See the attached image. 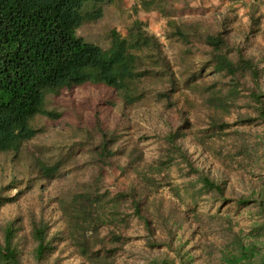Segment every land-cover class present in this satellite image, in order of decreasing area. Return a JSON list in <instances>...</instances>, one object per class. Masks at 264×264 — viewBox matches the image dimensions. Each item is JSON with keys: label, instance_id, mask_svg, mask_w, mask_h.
Masks as SVG:
<instances>
[{"label": "rangeland", "instance_id": "rangeland-1", "mask_svg": "<svg viewBox=\"0 0 264 264\" xmlns=\"http://www.w3.org/2000/svg\"><path fill=\"white\" fill-rule=\"evenodd\" d=\"M192 1L165 0L162 14L143 10L141 0H114L99 20L77 29L86 41L107 48L111 29L125 37L132 21L141 20L170 60L177 89L167 102L156 99L150 84L144 98L131 106L103 84L85 83L46 96L44 108L57 116L36 115L33 133L19 153H0V194L13 199L0 207V243L2 227L13 223L22 264H89L70 243L58 240L36 261L31 228L42 220L50 227L49 237L61 230L56 198L102 164L106 189L112 195L137 191L148 222L132 215L130 199H124L122 207L130 213L126 238L109 246L117 247L109 264H154L166 256L182 263L176 252L186 264H221L216 260L218 244L232 232L261 240L264 251V235L252 230L264 212V114L247 90L255 81L245 75L233 82L209 65L204 44L182 45L166 37V23L174 18L197 22L200 31L222 29L229 45L257 65V82L264 91V0H208L213 2L208 14L194 4L187 5L194 16H178ZM250 13L257 17L255 23ZM252 25L257 27L254 33ZM229 56L235 58V52ZM261 105L264 111V97ZM101 131L114 139V154L105 163L96 156ZM36 160H61L60 176L37 178L32 166ZM200 175L220 184L222 192L202 186ZM101 232L106 234V228Z\"/></svg>", "mask_w": 264, "mask_h": 264}, {"label": "trees", "instance_id": "trees-1", "mask_svg": "<svg viewBox=\"0 0 264 264\" xmlns=\"http://www.w3.org/2000/svg\"><path fill=\"white\" fill-rule=\"evenodd\" d=\"M113 1L0 0V153L12 152L13 156L19 153L33 133L31 120L36 115L57 116L44 108L47 95H57L85 83L112 88L125 106L141 101L150 84L157 100L170 102L177 89L176 74L159 39L141 20L132 21L125 37L111 29L107 48L77 34L81 25L99 20L104 7ZM164 1L141 0L140 7L163 14ZM249 19L255 23L257 17L250 13ZM195 23L170 19L166 23L169 28L166 37L182 45L204 44L208 48L209 65L233 82L245 75L254 80V85L247 90L264 114L261 105L264 91L257 82L259 74L254 61L245 57L238 47L229 45L222 29L200 31ZM255 31L257 27L252 25L250 33ZM231 51L235 52V58L229 56ZM107 136L101 131L96 147V156L103 163L114 154L110 147L114 139ZM180 153L187 160L186 152ZM32 166L37 178L47 180L58 178L63 168L61 160L52 164L36 160ZM103 166H94L88 179L56 198L63 223L61 230L49 237L50 227L46 222L40 220L32 224L36 261L51 252L52 242L58 240L70 243L89 264H109L110 254L117 249L109 246L122 243L126 238L123 230L128 226L130 213L122 207L124 199L125 202L130 199L132 215L148 225L142 214L139 193L131 190L112 195L105 187ZM198 180L207 189L222 192L220 184L209 176L200 175ZM12 200L0 194V207ZM238 201L249 203L243 198ZM104 228L106 234L101 232ZM252 230H260L264 235V212L260 213L259 221L252 224ZM14 231L13 223L2 227L0 264H22L13 241ZM230 237L218 244V262L264 264L261 240L241 237L237 232H232ZM167 245L171 248L170 243ZM180 255L176 252L177 260L182 262L179 264H186ZM154 264H175V259L166 256Z\"/></svg>", "mask_w": 264, "mask_h": 264}, {"label": "crops", "instance_id": "crops-1", "mask_svg": "<svg viewBox=\"0 0 264 264\" xmlns=\"http://www.w3.org/2000/svg\"><path fill=\"white\" fill-rule=\"evenodd\" d=\"M178 1H179V3L185 2V0H178ZM210 2L211 1H208V0H195V1H192L190 3H185V5H183V6H186V7L184 9H182L183 12L182 11L178 12V16H181V17L188 16V15H191V17L194 16V13H191L190 12V10H193V9H191V8H189L187 6V5L190 6V5H194V4H196L195 6L199 7V9H201L203 11H208V12H206V14H208L211 10H213L211 7L209 8V6H211V3L213 4V2H211V3ZM138 6H140V5H138ZM204 6H208V8H205ZM178 8H180V5L179 4H178ZM203 8H205V9H203ZM150 13H156V11L151 10ZM157 14L160 15V13H157ZM147 16H149V14H147ZM149 21H151V20H149Z\"/></svg>", "mask_w": 264, "mask_h": 264}]
</instances>
